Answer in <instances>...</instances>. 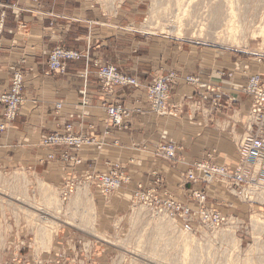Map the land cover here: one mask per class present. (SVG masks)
I'll use <instances>...</instances> for the list:
<instances>
[{
	"label": "crops",
	"instance_id": "crops-1",
	"mask_svg": "<svg viewBox=\"0 0 264 264\" xmlns=\"http://www.w3.org/2000/svg\"><path fill=\"white\" fill-rule=\"evenodd\" d=\"M1 12L0 91L8 90L11 69L18 70L23 75V104L0 135V181L11 186H26L28 180L41 183L39 188H22V196L61 194L70 180L78 181L79 186L87 183L81 188H87L86 197L91 195L92 203L69 205L68 215L75 213L77 217L75 222L70 219L72 223L63 220L61 211L56 215L55 205L47 206V211H54L50 217L57 225L48 243L37 239L38 230L30 228V216L24 211L46 214L45 209L33 208L25 198L21 206L0 203V264H117L105 239L128 217L138 186L142 192L154 188L156 193L165 192L188 204L190 192L201 189L200 184L185 185L182 181L193 163L206 159L226 165L237 162L236 146L251 132V123L248 99L239 88L242 76L233 73L228 79L225 74L216 75L225 65L230 68L236 64L229 58L170 42L153 43L143 50L140 37L125 28L133 25L134 18H127L121 9L106 13L91 0H1ZM54 47L77 51L84 57L67 62L63 72L51 74L47 59ZM95 62L136 77L143 87L118 88L106 94L93 67ZM170 72L176 74L169 91L172 115H136L125 129L107 125L104 106L120 103L146 112L142 100L145 84ZM191 74L202 77L212 91L198 106L197 90L182 80ZM84 95L87 107L81 105ZM56 104H61L59 110ZM65 124L100 143V148L90 145L76 152L78 164L61 161L62 147L44 148L40 141ZM164 141L178 145L174 161L157 154L156 148ZM52 154L54 158L48 159ZM115 164L122 167L127 179L114 197L104 201L87 177L107 174ZM206 190L208 206L242 217L245 209H239L237 200L221 191L220 184L213 183ZM84 210L87 213L82 214ZM73 222L84 228L89 223L91 233L76 229Z\"/></svg>",
	"mask_w": 264,
	"mask_h": 264
},
{
	"label": "rangeland",
	"instance_id": "rangeland-1",
	"mask_svg": "<svg viewBox=\"0 0 264 264\" xmlns=\"http://www.w3.org/2000/svg\"><path fill=\"white\" fill-rule=\"evenodd\" d=\"M91 1L95 6L102 7L106 13L112 14L118 9H121V11L127 12L125 15L127 18V15L134 18L132 20L135 21L130 23L133 25H126L125 28L132 29L133 33L140 37V41L145 44L141 46L143 50L153 43L160 44L170 42L171 44H182L194 47L198 51H203L206 54L216 53L222 55V57L229 58L232 62L236 63L230 68L227 67L228 65H225L222 69H218L216 75L219 77H222L220 76L222 74H225V77H227L228 74L233 77V73H235L240 77L242 76L244 79L243 81L246 80L248 75H259L261 79L264 80V37L258 36V26H264V0H232L235 3L238 21L241 19V24L244 26V29L240 30L238 28L237 33H232V37L229 38H225V26L224 28L222 26V28L217 29H209L208 27L202 28L201 21L206 15L205 11L207 10L205 9H208L206 6H208L209 0H184L183 2L185 3H183L182 0ZM165 8L166 11H164ZM177 13H183V15L180 14V16H177ZM176 21L179 22V25H182L179 26ZM124 22L127 23L128 21ZM174 22H176V24H174ZM190 22L192 26L189 27V25H191ZM177 25L182 31V37L177 36V31H174L178 29ZM164 26L167 28L161 30ZM172 28L174 29L171 32L170 29ZM230 43L234 44V46ZM188 76L199 77L197 74ZM202 80V88L199 89L194 87L197 90V95H206L212 92L206 81L203 78ZM182 181L183 184H187L183 176ZM28 182L29 184L27 183V187L22 184H14L11 186L8 185L5 180H1L0 203L21 206V202L25 198L33 208L39 207L47 211V206L55 205L56 215L61 211V215L65 217L63 219L64 221L70 222L71 218H73V221L77 219L74 213L68 215L69 211L66 209L69 205L74 204L73 198L75 197L76 190L83 185H87V183L75 186L72 193L66 196L62 193L52 196L33 195L31 193L30 195L26 194L22 196V188L28 190V187L33 189L39 188L41 185V183L37 185L33 184L32 181L30 182L29 180ZM157 183L160 184V182ZM200 185L201 189L196 190L204 191L205 203L208 206L206 202V187H209V185ZM150 190L154 191V193L146 195ZM17 191L20 192V194L17 195ZM193 191H191L189 195H191ZM99 196L104 201H108L110 198L114 197V195L106 197L102 195ZM170 196L171 195L165 192H161V194L156 193L154 188H150L142 192V195H133L131 197L132 204L130 206L131 210L128 212V217L124 220L122 219L119 224H117L115 233L105 239L107 243L105 246H109L112 249L116 256L117 264H264V193L253 192V194L246 196V199H243V197L237 199L229 195L240 204L239 209H245L244 212H241L242 217H238L235 213L225 214L217 208L208 206V209L217 211L224 219L223 224L215 228L200 224L196 221L197 219L187 224L180 218H174L167 214L168 212L162 209V205L160 204L170 198ZM171 197L174 199L173 196ZM84 200L92 203L91 195H88ZM174 200L178 201L176 199ZM188 204L192 205L195 203L191 200ZM188 204L185 203V205ZM193 210L195 211L196 207L193 208ZM24 211L30 216V228H33L36 232L38 228L41 227L39 232L42 234V238L40 239H43L44 243H48L53 235V230L57 226L53 225V220L50 217L55 215V213H53L54 211L49 209L47 215H45L43 211L34 209L30 212L27 210ZM87 219L90 218L88 217ZM35 221L39 222L35 224ZM89 225H86L85 229L84 226L79 227L74 223L73 227L80 231L90 232L91 226L89 227ZM43 237H45V240ZM98 237L104 239L102 236ZM168 245L170 247L169 249Z\"/></svg>",
	"mask_w": 264,
	"mask_h": 264
},
{
	"label": "built area",
	"instance_id": "built-area-1",
	"mask_svg": "<svg viewBox=\"0 0 264 264\" xmlns=\"http://www.w3.org/2000/svg\"><path fill=\"white\" fill-rule=\"evenodd\" d=\"M3 17V12H1L0 27ZM83 57L77 51L54 47L48 53L47 65L49 72L51 74L63 72L67 62L78 61ZM93 67L97 69L102 88L108 95H111L118 88L137 90L143 87V84L136 77L125 74L110 64L95 62ZM11 70H13V75L8 90L0 91V135L13 122L19 112V108L23 104L21 93L23 75L18 70L13 68ZM84 74L87 75L88 72L85 71ZM221 76H224V74ZM227 77L231 78V75L228 74ZM175 79L176 74L169 73L158 76L145 84L144 98L142 100L147 106L145 108L146 112L140 108L128 107L120 103L104 106L107 125L109 124L111 128L116 130L125 129L128 122L136 115L145 113L160 117L172 115L173 108L169 101V91ZM182 80L184 84L191 87L199 89L203 87V80L198 76L186 75ZM239 88L248 99V120L251 123V132L246 137H243L236 146L237 162L230 165L215 163L211 159L195 162L184 173L183 177L185 183L220 184L222 190L234 198L240 199V197H243V199H246V196L253 194V192L264 193V80L259 75H248ZM198 97L197 106L207 100V96L204 94H200ZM81 105L87 107L85 95L82 98ZM60 108L61 104L55 105L56 110ZM108 132L106 131L105 134H108ZM40 143L42 147L49 149L62 147L63 152L60 154L59 159L76 164L80 160L77 159L75 153L83 147L96 145V147L100 148V143L98 144L92 138L75 133L70 124H65L43 137ZM178 150V145L172 141H164L156 148L157 154L168 161L175 160ZM47 158L51 160L54 155H48ZM87 179L93 183L99 195L106 197L118 193L127 177L124 175L122 167L119 164H115L107 174L89 175ZM78 184V181H67L61 193L64 196L69 195ZM153 193L154 191L150 190L146 195ZM133 195H142L141 186H138L137 192ZM204 195L203 190L193 191L190 197L195 204L192 205H185V203L175 201L171 196L160 205L168 213L166 211L163 212L174 218L178 217L187 224L197 219L196 221L200 224L214 228L219 227L223 224V216L213 209H208ZM195 207L196 210L194 211L193 208Z\"/></svg>",
	"mask_w": 264,
	"mask_h": 264
},
{
	"label": "bare ground",
	"instance_id": "bare-ground-1",
	"mask_svg": "<svg viewBox=\"0 0 264 264\" xmlns=\"http://www.w3.org/2000/svg\"><path fill=\"white\" fill-rule=\"evenodd\" d=\"M121 1V0H120ZM184 0H182V2H183ZM208 2V1H207ZM183 3H185V2H183ZM154 4V3H153ZM204 7V6H203ZM206 7H208V9H205V7H204V9L205 10H207V11H205L206 12V15L204 16V18L202 19V23H201V26H202V28H206V27H208L209 29H217V28H222V26H223V28H224V26H225V31H226V33H225V38H229V37H232L231 36V34L233 33V34H235V33H237V29L239 28L240 30H243L244 29V26L241 24V19H240V21H238L239 19H238V17H237V10H236V8H235V3H234V1H232V0H209V3H208V6H206ZM174 8H175V6H174ZM186 8V7H185ZM188 8V7H187ZM177 9V8H176ZM180 9V8H179ZM190 10V9H189ZM157 11H159V10H157ZM161 11V10H160ZM164 11H166V8H165V10ZM177 11V10H176ZM179 11V10H178ZM204 11V10H203ZM185 12H186V10H185ZM156 13V12H155ZM187 13V12H186ZM166 14V13H165ZM180 14L181 13H177V16H180ZM205 14V13H204ZM167 15V14H166ZM181 15H183V13L181 14ZM176 16V17H177ZM190 16V15H189ZM181 17H184V16H181ZM188 17V16H187ZM189 18V17H188ZM201 18V17H200ZM240 18V17H239ZM175 19V18H174ZM183 19V18H182ZM185 19V18H184ZM190 19V18H189ZM188 19V20H189ZM179 20H181V19H179ZM199 20H201V19H199ZM171 21H173V20H171ZM175 21V20H174ZM190 21V20H189ZM243 21V20H242ZM167 22V21H166ZM165 22V23H166ZM177 22V21H176ZM176 22H174V24H176ZM192 22V21H191ZM191 22H190V24H191ZM196 22V21H195ZM168 23V22H167ZM167 23H166V25H167ZM169 23H170V20H169ZM173 23V22H172ZM178 23V25H179V22H177ZM187 24V23H186ZM173 25V24H172ZM177 25V26H178ZM182 24H180L179 26H181ZM198 25H199V22H198ZM207 25V26H206ZM238 25V26H237ZM178 26V29H175L174 31H177L176 32V35L177 36H179V37H182L183 35H182V31L180 30V27ZM190 26H192V24L191 25H189V27ZM200 26V27H201ZM145 27V26H144ZM147 27V26H146ZM159 27V26H158ZM172 27H174V26H172ZM199 27V28H200ZM245 27H246V25H245ZM259 27V29H258V36H263L264 37V26H258ZM167 27L166 26H164V27H162V29L161 30H164V29H166ZM197 28V27H196ZM173 29L174 28H172V29H170V31L172 32L173 31ZM191 29V28H190ZM256 29H257V27H256ZM200 30V29H199ZM198 30V31H199ZM202 30V29H201ZM239 31V30H238ZM149 33V32H148ZM167 33V32H166ZM170 33V32H169ZM221 33V32H220ZM218 35V34H217ZM216 35V36H217ZM229 35V36H228ZM215 37V36H214ZM217 39V38H216ZM226 40V39H225ZM227 41V40H226ZM234 41H237V40H234ZM239 41V40H238ZM241 41V40H240ZM235 43V42H234ZM231 44V43H230ZM231 45H233L234 46V44H231ZM263 46V45H262ZM238 48V47H237ZM262 49V48H261ZM250 125V124H249ZM107 172V171H106ZM161 174V173H160ZM129 175V174H128ZM125 184V183H124ZM48 188V187H47ZM76 199L73 201V202H75V203H77V204H79V206L81 205V206H83V207H85V204H89V202H87L86 200H84V199H86V195H87V188L86 187H83V188H78L77 189V191H76ZM51 196V195H50ZM88 197V196H87ZM48 198V197H47ZM62 203V202H61ZM71 204V203H70ZM87 204V205H88ZM52 205H53V203H52ZM82 208V207H81ZM83 209V208H82ZM86 209V208H85ZM87 209H89V207L87 208ZM71 211H72V209H71ZM85 213H87V211L86 210H84L83 212H82V214H85ZM95 213V212H94ZM47 214V213H46ZM45 214V215H46ZM75 214V213H74ZM81 214V215H82ZM70 215V214H69ZM94 215V214H93ZM43 219V218H42ZM76 221V220H75ZM74 221V222H75ZM57 224V223H56ZM68 224V223H67ZM135 224V223H134ZM54 225V224H53ZM72 225V224H71ZM84 225H88V224H84ZM37 226V225H36ZM75 226V225H74ZM91 226V225H90ZM45 227V226H44ZM57 227V226H56ZM86 227V226H85ZM133 227V226H132ZM41 228V227H40ZM40 228H38V231H37V239H38V237L39 238H42V234L39 232V229ZM52 228H53V226H52ZM78 228V227H77ZM83 229V228H82ZM86 229V228H85ZM181 231V230H180ZM44 232V231H43ZM83 232V231H82ZM88 232V231H87ZM90 233H91V231H90ZM45 234V233H44ZM43 234V235H44ZM45 236V235H44ZM99 236V235H98ZM51 237V236H50ZM44 238V240H45V237H43ZM42 241H43V239H41ZM41 241V242H42ZM104 242H105V240H104ZM170 243V242H169ZM167 244V243H166ZM114 245V244H113ZM43 246V245H42ZM47 246V245H46ZM164 246H167V245H164ZM43 248V247H42ZM170 247H169V245H168V249H169ZM182 248V247H181ZM37 250V249H36ZM126 250V249H125ZM166 251V250H165ZM129 252V251H128ZM133 252V251H132ZM160 252H161V250H160ZM125 253V252H124ZM166 253V252H165ZM37 254V253H36ZM178 254V253H177ZM150 255V254H149ZM158 256H160V255H158ZM163 256V255H162ZM181 256V255H180ZM125 257V256H124ZM148 257V256H147ZM171 257V256H170ZM175 257V256H174ZM127 258V257H126ZM136 258V257H135ZM131 259V258H130ZM155 259V258H154ZM164 259V258H163ZM132 260V259H131ZM149 261V260H148ZM154 263V262H153ZM163 263V262H162ZM141 264V263H140ZM148 264V263H147Z\"/></svg>",
	"mask_w": 264,
	"mask_h": 264
}]
</instances>
